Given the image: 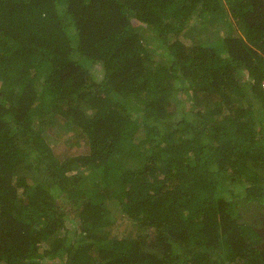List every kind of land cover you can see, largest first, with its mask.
I'll use <instances>...</instances> for the list:
<instances>
[{"label": "trees", "instance_id": "trees-1", "mask_svg": "<svg viewBox=\"0 0 264 264\" xmlns=\"http://www.w3.org/2000/svg\"><path fill=\"white\" fill-rule=\"evenodd\" d=\"M262 216L264 0H0V264H264Z\"/></svg>", "mask_w": 264, "mask_h": 264}, {"label": "rangeland", "instance_id": "rangeland-1", "mask_svg": "<svg viewBox=\"0 0 264 264\" xmlns=\"http://www.w3.org/2000/svg\"><path fill=\"white\" fill-rule=\"evenodd\" d=\"M211 18H209L208 20H207V22H205L204 24H206V25H209L210 27H211V29L208 31V33H211V34H214V23H213V21H211L213 18H212V15L210 16ZM199 20H194L193 22H191V23H193V24H200L199 22H198ZM203 22V21H202ZM216 23V22H215ZM235 27V29L233 30L234 32V34H239L240 33V28L239 27H237V26H234ZM226 29H227V27L225 26V25H223V24H220V26H219V28H218V30H219V32L221 33V34H225L226 33ZM205 34H206V31H205ZM204 34V35H205ZM186 43H188V44H191L192 43V39L189 37V36H187V35H181L180 36ZM218 40H220V39H218ZM62 133H63V131H62ZM52 135V137L54 138L56 135L55 134H51ZM73 135H76L74 132H72V133H70V132H66V133H63L61 136H59V140H60V138L61 137H66V138H68V136H73ZM65 138V139H66ZM56 142H57V140H56ZM58 143V142H57ZM57 143H56V145H57ZM58 145H59V143H58ZM57 145V146H58ZM89 147H88V145L86 144V143H84L79 149V151H86L87 149H88ZM60 149H62V144H61V148ZM136 229H137V224L134 222V221H132V220H130L129 218H121V217H119V218H116V220H115V222L113 223V227H112V233H114L115 235H121V234H124V233H127V232H129V231H131V230H134V231H136Z\"/></svg>", "mask_w": 264, "mask_h": 264}, {"label": "water", "instance_id": "water-1", "mask_svg": "<svg viewBox=\"0 0 264 264\" xmlns=\"http://www.w3.org/2000/svg\"><path fill=\"white\" fill-rule=\"evenodd\" d=\"M261 232H262V236H263V239H264V230L262 229ZM260 247L264 248V240H263V242L260 244Z\"/></svg>", "mask_w": 264, "mask_h": 264}, {"label": "flooded vegetation", "instance_id": "flooded-vegetation-1", "mask_svg": "<svg viewBox=\"0 0 264 264\" xmlns=\"http://www.w3.org/2000/svg\"><path fill=\"white\" fill-rule=\"evenodd\" d=\"M262 217H264V216H262ZM262 217H261V218H262ZM263 230H264V226H263Z\"/></svg>", "mask_w": 264, "mask_h": 264}]
</instances>
